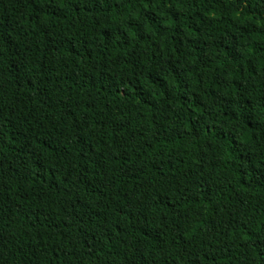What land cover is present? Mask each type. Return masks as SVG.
Returning a JSON list of instances; mask_svg holds the SVG:
<instances>
[{
    "label": "trees",
    "instance_id": "16d2710c",
    "mask_svg": "<svg viewBox=\"0 0 264 264\" xmlns=\"http://www.w3.org/2000/svg\"><path fill=\"white\" fill-rule=\"evenodd\" d=\"M0 264H264V0H0Z\"/></svg>",
    "mask_w": 264,
    "mask_h": 264
}]
</instances>
